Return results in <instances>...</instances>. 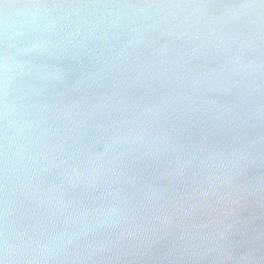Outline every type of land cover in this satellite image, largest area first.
Returning a JSON list of instances; mask_svg holds the SVG:
<instances>
[{"label":"clouds","instance_id":"9594fccd","mask_svg":"<svg viewBox=\"0 0 264 264\" xmlns=\"http://www.w3.org/2000/svg\"><path fill=\"white\" fill-rule=\"evenodd\" d=\"M0 264H264V0H0Z\"/></svg>","mask_w":264,"mask_h":264}]
</instances>
